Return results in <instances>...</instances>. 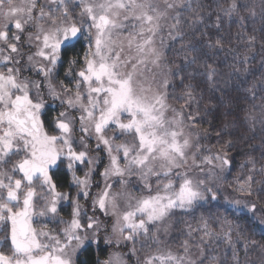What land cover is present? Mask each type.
Listing matches in <instances>:
<instances>
[{
	"label": "snow or ice",
	"instance_id": "obj_1",
	"mask_svg": "<svg viewBox=\"0 0 264 264\" xmlns=\"http://www.w3.org/2000/svg\"><path fill=\"white\" fill-rule=\"evenodd\" d=\"M89 250L264 264V0H0V264Z\"/></svg>",
	"mask_w": 264,
	"mask_h": 264
},
{
	"label": "trees",
	"instance_id": "obj_2",
	"mask_svg": "<svg viewBox=\"0 0 264 264\" xmlns=\"http://www.w3.org/2000/svg\"><path fill=\"white\" fill-rule=\"evenodd\" d=\"M253 71L256 72V74H259V56H257L256 61L254 62L253 65ZM241 255H243V253H241ZM105 254L101 253V259L105 258ZM96 258V252L95 250H89L88 252H86L82 257L81 260L84 262V264H94ZM254 259L256 258L255 256L253 257Z\"/></svg>",
	"mask_w": 264,
	"mask_h": 264
},
{
	"label": "rangeland",
	"instance_id": "obj_3",
	"mask_svg": "<svg viewBox=\"0 0 264 264\" xmlns=\"http://www.w3.org/2000/svg\"><path fill=\"white\" fill-rule=\"evenodd\" d=\"M104 254L107 256V252H104ZM106 256H105V257H106Z\"/></svg>",
	"mask_w": 264,
	"mask_h": 264
}]
</instances>
